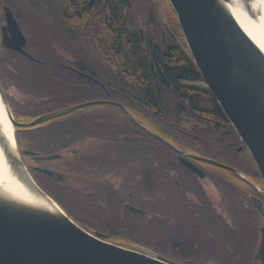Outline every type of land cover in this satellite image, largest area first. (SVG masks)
I'll return each mask as SVG.
<instances>
[{"label":"flooded vegetation","instance_id":"1","mask_svg":"<svg viewBox=\"0 0 264 264\" xmlns=\"http://www.w3.org/2000/svg\"><path fill=\"white\" fill-rule=\"evenodd\" d=\"M148 2L149 6L145 7L147 10L143 7L135 12V24H138L143 52L149 53L152 73L157 72L163 77L156 50L161 51V46L168 47L170 44L183 47L186 43L168 0ZM4 5L11 8L15 17L8 0H2L1 43L3 31L9 33L4 26ZM67 6L66 0H52V4L46 6L55 25V20L61 22L63 19V12L67 21ZM150 26L154 29L149 30ZM100 48L97 42L92 43L89 37L82 36L81 43L73 46V39L69 36L68 50L55 47L53 58L65 61L63 71L68 76L77 74L94 81L91 73L78 67L74 61L97 59L101 62L104 56ZM4 93L7 98L8 95ZM81 102L44 111L31 120H16L30 122L42 114ZM118 103L120 105L92 104L66 109L32 125L21 127L20 130L34 129L36 134L34 149L20 147L18 144L17 148L28 171L35 176L37 184L46 193L49 189L55 191L61 185L78 191L83 209V223L80 225L90 232H137L138 228H146L147 232H161L164 240L171 243L175 251L162 249L159 253L153 242L151 247L137 242L126 246L141 245L175 264H220L217 258L203 255L201 250L206 245L218 242L223 235L234 236L238 232H252L253 263L260 261L257 250L264 228V179L229 120L226 118V123L215 130L209 121L199 115L184 117L180 123L185 127L180 128V132L175 133L171 128H166L164 134L138 120L181 151L169 146L171 151L167 150L168 154L162 158L163 164L155 165L156 171H160L161 180L157 182L160 191H153L150 189L153 181L138 180L142 177L141 174L154 168L148 163L152 158L150 155L145 158L137 156L135 148H131L126 141L130 139L135 142L136 135L123 134L121 138L125 140H108L103 135L89 134L88 123L81 121L88 119L89 112H104L105 105L117 107L119 112L122 111L126 116L129 113L135 118L134 109H130L135 107L134 104ZM62 113L65 115L59 116ZM47 130L51 132L48 147L42 137ZM129 130L135 132L134 127L130 126ZM23 149L31 150L34 154L23 153ZM148 152L151 151L148 150L145 154ZM73 156L80 157V165L73 164ZM184 159L193 164L194 168L188 166ZM43 168L52 170L55 176L45 174ZM43 176L49 177L50 181L46 183ZM62 209L72 218L67 209ZM193 236L199 237L197 248L200 255L192 258L177 250H183L181 244ZM223 243L226 248L230 246L228 242Z\"/></svg>","mask_w":264,"mask_h":264},{"label":"trees","instance_id":"2","mask_svg":"<svg viewBox=\"0 0 264 264\" xmlns=\"http://www.w3.org/2000/svg\"><path fill=\"white\" fill-rule=\"evenodd\" d=\"M8 3L26 36V54L0 42V85L8 95L15 119L31 120L47 110L104 98L134 104L135 107L130 109H134L135 118L162 134L166 128L180 132V128L185 127L181 120L194 115L209 121L215 130L226 123L227 117L209 89L193 85L201 82L202 77L186 45L170 44L161 46V51L157 49L163 77L157 72L152 73L149 53L143 52L138 24H135V12L143 7L147 10L148 0H66L67 21L63 12V19L61 22L55 20L56 25L46 7L52 4V0H8ZM1 4L2 0L0 22ZM150 29L154 27L150 26ZM69 36L73 39V46L81 43V36L89 37L92 43L97 42L99 48L102 46L104 59L101 62L97 59L74 61L78 67L90 72L94 81L77 74L68 76L63 71L65 61L53 58L55 47L68 50ZM150 46L151 40L148 42ZM104 107V112H89L88 119L81 120L88 123V133L103 135L112 141L125 140L121 138L123 134L136 135L135 142L129 139L127 143L135 148L137 156L145 158L150 155L152 161L148 163L154 167L141 174L138 180L153 181L150 189L160 191L157 183L161 180L160 171H156L155 165L163 164L162 158L171 148L148 134L122 111L119 112L117 107ZM123 119L125 122L121 121ZM130 126L135 132L129 130ZM50 134L47 130L42 136L47 147L51 141ZM15 138L18 146L35 148L34 129L16 131ZM148 150L152 153L145 154ZM77 156H73V164L80 165V157ZM43 178L46 183L50 181L47 176ZM48 194L67 209L76 222L83 223L78 191L61 185L55 191L49 189ZM104 233L107 234L106 239L119 244L137 242L151 247L153 242L159 253L162 249L175 251L161 232H147L146 228H138L137 232ZM251 236L252 232L223 235L218 242L206 245L201 253L217 258L220 264H264L262 261L253 263ZM224 241L230 243L229 249L224 246ZM198 245L199 237L193 236L181 244L183 250L177 251L192 258L198 257Z\"/></svg>","mask_w":264,"mask_h":264},{"label":"water","instance_id":"3","mask_svg":"<svg viewBox=\"0 0 264 264\" xmlns=\"http://www.w3.org/2000/svg\"><path fill=\"white\" fill-rule=\"evenodd\" d=\"M168 2L176 14L188 51L203 79L193 85L209 89L264 179V49L244 30L233 14L235 9L243 10L259 23V19L260 22L263 19L261 11L253 9L255 0ZM3 10L4 26L9 33L3 31L2 44L26 54V37L20 25L8 5H4ZM0 100L13 126L14 138L15 132L21 127L66 109L92 104L120 105L110 100H89L42 114L30 122H19L13 116L1 85ZM127 114L144 130L180 151L131 114ZM0 144L6 162L27 190L25 198L11 194L0 185V264H175L141 245L126 246L106 239V234L102 232L86 230L36 183L20 157L17 143L13 150H9L0 135ZM22 152L34 154L26 149ZM212 162L233 169L217 161ZM185 163L194 168L187 160ZM43 172L55 176L48 168H43ZM258 255L263 262L264 228Z\"/></svg>","mask_w":264,"mask_h":264},{"label":"bare ground","instance_id":"4","mask_svg":"<svg viewBox=\"0 0 264 264\" xmlns=\"http://www.w3.org/2000/svg\"><path fill=\"white\" fill-rule=\"evenodd\" d=\"M263 0H255L252 5L255 11H261L262 21L256 22L249 17L243 10L235 9L234 16L239 21L244 30L264 49V3ZM0 135L3 137V143L7 145L9 150L15 148L14 129L5 112V107L0 100ZM0 185L3 186L11 194L19 195L26 198L27 191L12 167L8 165L5 155L0 144Z\"/></svg>","mask_w":264,"mask_h":264},{"label":"rangeland","instance_id":"5","mask_svg":"<svg viewBox=\"0 0 264 264\" xmlns=\"http://www.w3.org/2000/svg\"><path fill=\"white\" fill-rule=\"evenodd\" d=\"M166 24H167V26H168V23L167 22H165ZM169 27V26H168ZM25 165V164H24ZM26 166V165H25ZM28 169V168H27ZM30 174H31V172H29ZM31 176L33 177V179L35 180V176H33L32 174H31ZM37 183V182H36ZM48 194V193H47ZM49 195V194H48ZM50 196V195H49ZM51 197V196H50Z\"/></svg>","mask_w":264,"mask_h":264}]
</instances>
